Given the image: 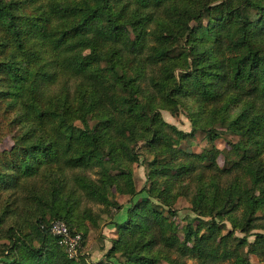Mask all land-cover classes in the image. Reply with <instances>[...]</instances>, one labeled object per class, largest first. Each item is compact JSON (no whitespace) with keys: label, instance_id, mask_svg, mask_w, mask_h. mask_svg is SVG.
Here are the masks:
<instances>
[{"label":"trees","instance_id":"16d2710c","mask_svg":"<svg viewBox=\"0 0 264 264\" xmlns=\"http://www.w3.org/2000/svg\"><path fill=\"white\" fill-rule=\"evenodd\" d=\"M180 108L189 132L161 117ZM221 129L239 137L226 167L217 149L179 146L199 131L213 144ZM6 136L2 263L104 264L82 253L84 222L97 218L83 204L122 210L118 193L129 205L106 261L251 264L264 256V0H0V144ZM179 195L192 214L182 238ZM25 211L40 213L29 233ZM55 220L80 235L76 257L50 234ZM224 221L262 232L223 235Z\"/></svg>","mask_w":264,"mask_h":264},{"label":"rangeland","instance_id":"374dc122","mask_svg":"<svg viewBox=\"0 0 264 264\" xmlns=\"http://www.w3.org/2000/svg\"><path fill=\"white\" fill-rule=\"evenodd\" d=\"M176 115H171L168 111L161 110V117L168 123L175 125L179 130L184 132H189L191 130V121L187 117V110L179 109L176 110ZM222 132L221 136L216 138L213 141V144L204 136V134L199 131L196 133L194 137L189 139H182L180 140L179 146L183 147L187 151H191L193 153H202L203 151L205 154H208L210 149L214 150L217 149L218 153L216 155V162L219 167H226L230 164L231 160L233 159L234 155L230 154L231 144L237 142L239 139L238 136L233 135L229 132H225V129L220 130ZM12 144V141L9 137H5L1 144L0 149H7ZM214 146V147H213ZM138 151H140L138 149ZM141 160V157H140ZM133 173H134V180L137 190L142 188L146 183V176H145V169L142 163H133ZM142 195H138L135 198H138ZM129 195H121L115 193V199L117 202L123 207L122 210H117L115 208H104L101 207L99 204L84 202L83 207L89 208L94 216H96V223L93 224L90 220H85V225L88 227V233L85 238V245L82 248V253L85 254L86 259L88 262H97L100 260H104V264H120L114 257L111 258L110 261L105 260V253L111 246V238L116 237L114 232V221H121L122 218L125 216L126 208L128 207V198ZM9 200L4 193H0V203L5 204L8 203ZM10 201V200H9ZM190 202L188 198L179 195L176 200L173 202L172 209L176 211L175 215H172V219L178 224V235L182 238V225L185 224L186 218L189 216L191 217L190 211ZM83 209V208H82ZM102 210L105 212H102ZM48 216V214H46ZM40 217V213L37 211H25L22 214V219L25 220L21 229L23 232L29 233L35 223V219ZM49 218V217H47ZM221 233H233L234 237L237 238H247L249 242L253 241L254 233L257 231L262 232L261 230L252 229L249 233L242 232L238 229H234L228 221H224L221 224ZM3 228H8V226H3ZM4 237V232H0V254L5 251L4 248L9 242V236ZM232 244L236 243V240H232ZM32 244L35 246H39V241L37 239L32 240ZM243 251H246V247H243ZM175 257V254L172 255ZM251 264H264V256L259 257L253 254L249 255ZM3 262H8L10 259L1 257L0 264H4ZM185 264H202L200 260L196 258H188L182 259ZM158 264H170L164 260H161ZM208 264V263H207ZM213 264H227V261H218Z\"/></svg>","mask_w":264,"mask_h":264},{"label":"built area","instance_id":"2783aa9c","mask_svg":"<svg viewBox=\"0 0 264 264\" xmlns=\"http://www.w3.org/2000/svg\"><path fill=\"white\" fill-rule=\"evenodd\" d=\"M58 245L62 246L69 257H76L79 248L80 235H73L63 220H55L49 228Z\"/></svg>","mask_w":264,"mask_h":264}]
</instances>
